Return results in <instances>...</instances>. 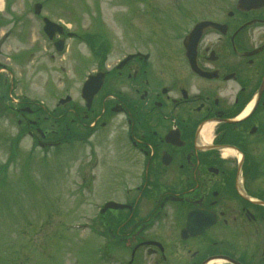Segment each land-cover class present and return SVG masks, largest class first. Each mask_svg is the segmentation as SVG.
Segmentation results:
<instances>
[{
	"label": "flooded vegetation",
	"instance_id": "1",
	"mask_svg": "<svg viewBox=\"0 0 264 264\" xmlns=\"http://www.w3.org/2000/svg\"><path fill=\"white\" fill-rule=\"evenodd\" d=\"M217 4L207 16L185 11L177 53L158 56L174 72L154 73L152 51L128 53L98 67L105 80L90 108L66 105L43 118L51 129L36 125L43 147L112 129L132 152L110 168L122 200L95 204L80 235L90 264H264V0ZM19 110L33 136L39 108ZM90 158L83 189L96 176L89 169L106 162ZM110 201L123 207L105 210Z\"/></svg>",
	"mask_w": 264,
	"mask_h": 264
},
{
	"label": "rangeland",
	"instance_id": "2",
	"mask_svg": "<svg viewBox=\"0 0 264 264\" xmlns=\"http://www.w3.org/2000/svg\"><path fill=\"white\" fill-rule=\"evenodd\" d=\"M149 1L152 9L163 8L160 15H152L145 0H6L0 11V75L8 80L0 82V264H90L93 251L81 246L80 231L64 229L63 223H84L95 215V204L122 200L124 182L110 168L119 161L116 157H132V152L125 142L112 141V129L101 131L93 142L76 138L41 148L28 136L27 120L19 124L23 117L12 111L13 97L29 98L50 110L67 95L83 105L82 83L101 59L103 67L114 66L136 50L153 52L154 73L160 68L174 72L176 63H163L158 56L167 49L177 53V26L181 32L191 22L185 11L224 2L184 0L179 7V0ZM37 2H44L42 17L34 14ZM177 17L179 24L174 22ZM42 18L63 24L79 37L67 39L66 51L58 53L43 32ZM85 33H100L102 38L95 39L99 44L92 47ZM99 45L107 47L102 58L105 50ZM10 89L14 91L2 99ZM46 116L41 111L32 120ZM42 127L52 125L45 122ZM105 146L110 157L104 155ZM95 156L106 162L89 169L96 176L83 189L81 178L83 184L88 180L83 165Z\"/></svg>",
	"mask_w": 264,
	"mask_h": 264
},
{
	"label": "water",
	"instance_id": "3",
	"mask_svg": "<svg viewBox=\"0 0 264 264\" xmlns=\"http://www.w3.org/2000/svg\"><path fill=\"white\" fill-rule=\"evenodd\" d=\"M41 8L42 5H37L36 6V12L40 13L41 12ZM45 31L49 34V36L51 38H53V36L55 35L56 32H60L63 33V29L62 27H60L59 25L51 22L49 19H45ZM200 33V29L196 28L192 34L187 38L188 40H191L193 38V36L197 33ZM64 41H61V44H63ZM197 42L196 41V45H195V49L197 46ZM132 57V56H131ZM129 57V58H131ZM104 73H99L97 75H92L89 77V80L86 82L85 88L83 90V97L86 99L87 103H88V107L91 106L92 101L94 96L98 93V91L100 90L102 83L104 81ZM70 100V98H68L67 100L62 101L63 103H65L66 101ZM119 206L116 205L115 203H109L107 205L106 208H118Z\"/></svg>",
	"mask_w": 264,
	"mask_h": 264
}]
</instances>
